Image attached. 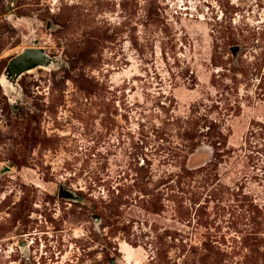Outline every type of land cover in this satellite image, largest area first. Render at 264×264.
I'll return each mask as SVG.
<instances>
[{
    "label": "rangeland",
    "instance_id": "374dc122",
    "mask_svg": "<svg viewBox=\"0 0 264 264\" xmlns=\"http://www.w3.org/2000/svg\"><path fill=\"white\" fill-rule=\"evenodd\" d=\"M0 264H264V0H0Z\"/></svg>",
    "mask_w": 264,
    "mask_h": 264
},
{
    "label": "water",
    "instance_id": "95a60500",
    "mask_svg": "<svg viewBox=\"0 0 264 264\" xmlns=\"http://www.w3.org/2000/svg\"><path fill=\"white\" fill-rule=\"evenodd\" d=\"M49 57L40 47H27L14 55L7 67L5 73L12 80V83L24 72L38 66L48 63Z\"/></svg>",
    "mask_w": 264,
    "mask_h": 264
}]
</instances>
